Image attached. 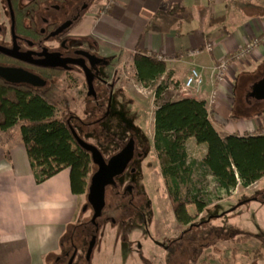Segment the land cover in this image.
<instances>
[{"label":"crops","instance_id":"crops-1","mask_svg":"<svg viewBox=\"0 0 264 264\" xmlns=\"http://www.w3.org/2000/svg\"><path fill=\"white\" fill-rule=\"evenodd\" d=\"M87 3L77 30L80 36L106 54L163 56L169 59L172 80L177 77L174 70L186 73V78L187 67L195 63L205 85L199 96L188 97L208 104L218 88L215 116L227 120L222 132L213 121L218 132H264V117L233 115L237 95L247 97L256 87L259 91L264 81V0H117L109 10L105 0ZM256 40L246 58L232 59ZM208 43L213 51L192 60L182 56ZM223 59L230 61L228 75L216 83L214 68ZM237 86L242 92H236ZM79 199L72 192L69 169L37 184L20 136L10 140L0 134V264H54L63 239L75 227Z\"/></svg>","mask_w":264,"mask_h":264},{"label":"rangeland","instance_id":"rangeland-1","mask_svg":"<svg viewBox=\"0 0 264 264\" xmlns=\"http://www.w3.org/2000/svg\"><path fill=\"white\" fill-rule=\"evenodd\" d=\"M117 56V54L114 55L116 60L106 70V80L109 82L113 81L115 84L113 99L116 112L114 116L108 118L100 129L96 126H83L77 132L83 140L95 145L98 149L104 151L105 154L109 153L104 146L107 143L104 140L105 137L108 136L111 139L108 134L121 136L127 133L128 130H133L140 142H143L142 137L145 138L149 144L150 151L145 160L141 177L135 183L140 190V195L137 196L136 200L141 202L136 203V206L137 209L143 211L145 223L143 227L135 221L139 218L136 215L137 213L123 216L124 209H122L121 204L118 206L117 203H114L112 197L108 198L109 210L104 214V217L100 216L101 220L99 221L100 226L95 250L90 259H87V251L84 248L91 241L92 235L96 231L90 224L93 209L88 203V195L80 197L75 226L77 228L76 231H80L79 233L82 235L80 239L82 250L79 252L74 264H119L123 254V243L146 241L149 244L147 241L148 236L144 229L148 228L153 237L159 242L173 238L183 230L174 215V208L169 197V188L162 173L158 154L154 148V117L160 105L176 101L182 97H188L181 91L186 73L180 75V71L174 70L177 73V77L169 82L168 87L158 97L157 89L161 84L163 86L165 80L150 81L148 84H144L136 76V68L131 61V54L122 53L119 59ZM194 65L195 63L191 62L190 68L188 66L187 70H190ZM114 76L115 78L119 77L117 82H114ZM75 77L78 81L76 83L73 82L74 85H70V88H67L68 84L71 83L68 79H60L59 81H54L53 84L60 90L64 89L67 91L66 98L74 101L73 104H70V109L75 112L81 121H93L95 117L101 116V113H97L94 118L85 114V108L89 107L91 103L90 97L87 95V84L82 74L77 73ZM238 86L236 92H242ZM95 88L101 95L102 85L99 81L96 83ZM263 94L257 95L255 93L257 96L247 95V97L238 94L233 106V115L243 119L251 116L255 118L264 117ZM216 106L217 102L214 105L207 104L208 109L212 113V120L222 132L225 128L222 122L226 123L227 120L219 119V117L215 116ZM119 110L121 112H118ZM66 111L67 108L58 109L57 115L65 117ZM65 118H69L68 115ZM76 123L75 121L72 124ZM88 133L90 135H87ZM91 134H96V137L91 136ZM97 135L101 136V139ZM221 135L223 136L224 133ZM187 147L191 159L200 162L205 156V148L197 145L192 140L187 144ZM96 170L97 168L90 172V180ZM126 180L127 178H123L122 181L126 182ZM194 186L198 189V194L191 191ZM183 195L188 199L187 210L192 217L191 232L185 237L190 251L191 264H264V259L260 261L253 258L254 250L264 243V179L259 180L248 188L239 186L230 195H226L218 193L212 178H202L197 173L193 185L183 188ZM116 201L119 203V199ZM198 204H206L203 214L198 211ZM151 210L155 213L153 217ZM209 220L211 221L208 222ZM124 221L129 222L125 223ZM67 244L68 240H65V249L62 251L63 248H61L58 255L64 259L62 264H67L68 261L64 258V253L68 250ZM203 245L204 247L200 251ZM135 251L133 247L130 250L132 252V255L128 258L130 263L136 259ZM198 253L199 255L197 256ZM157 254L159 263H164L165 252L159 248ZM58 256L55 257L54 264H61V262H57ZM174 264L179 263L174 262ZM185 264L187 263L185 262Z\"/></svg>","mask_w":264,"mask_h":264},{"label":"trees","instance_id":"trees-1","mask_svg":"<svg viewBox=\"0 0 264 264\" xmlns=\"http://www.w3.org/2000/svg\"><path fill=\"white\" fill-rule=\"evenodd\" d=\"M44 1L48 0L32 1L33 13ZM131 61L138 80L144 84L165 80L157 89L159 97L172 80L167 64L142 53L131 55ZM54 77L63 78L64 73L49 71L46 75L48 80ZM66 92L51 82L35 87L9 85L0 80V134L13 140L19 133L37 184L69 169L72 192L80 198L88 194L89 175L96 166L90 152L74 137L65 118L67 114L65 117L57 115L58 109L74 103L73 99L66 98ZM154 119V148L179 223L192 222L191 216L183 219L189 205L183 188L193 185L197 173L202 178H212L218 193L226 195L239 186L248 188L264 178V132L222 136L213 123L207 103L193 97L160 105ZM191 140L206 148L200 162L190 158L187 144ZM191 191L199 193L196 186ZM205 207L206 204H198V211L201 213ZM73 231L66 235L62 245L72 238Z\"/></svg>","mask_w":264,"mask_h":264},{"label":"flooded vegetation","instance_id":"flooded-vegetation-1","mask_svg":"<svg viewBox=\"0 0 264 264\" xmlns=\"http://www.w3.org/2000/svg\"><path fill=\"white\" fill-rule=\"evenodd\" d=\"M32 1L0 0V80L9 85L26 84L15 83L4 76L11 71H17L29 73L43 79L46 82L45 86L50 82L54 83V81H59L60 79H68L71 82L68 85H74L78 81L75 74L80 73L84 76L87 84V76L84 70V66H86L91 73L94 88L99 81L102 85V92L100 95L95 88L96 96H89L91 103L89 107L85 108L84 112L88 116L91 115L92 118L97 116V113H101V116L95 117L90 122L81 121L75 112L70 109V105H67L65 114L69 117L67 121L70 125L75 121L77 122L74 126L78 131L83 126H96L100 129L104 122L114 116L116 112L114 110L113 99L115 84L113 81L109 82L106 80V70L116 60V57H114L115 54L107 55L90 38H84L77 32L83 16L87 13L85 12L88 6L87 2H94L95 0H48L41 3L35 13L32 11ZM121 54H117L118 59L121 58ZM49 71L63 72L64 77H54L48 80L46 79V75ZM118 79L119 77L115 78L114 82H117ZM260 88L259 91L257 90L258 87L254 88L250 95L257 96L259 92L262 95L264 93V81L260 85ZM88 92L87 84V95ZM118 112L121 111L119 110ZM87 135H90V133ZM108 135L111 136V139L106 136L104 140L107 143L104 146L105 150H108L109 153L105 154L104 151L99 149L109 168L108 185L106 187V205L101 217H104V214L108 212V198L112 197L114 203H117L118 206L121 204L122 209H124L123 216H127L130 213H137L136 215L139 218L135 221L144 227V213L137 209L136 206V203L141 202L136 200L137 196L140 195V190L135 183L141 177L145 160L150 151L149 144L144 137H142L143 142H140L137 134L133 130H128L127 133L121 136L116 134ZM91 136L96 137V134H91ZM97 137L101 139V136L97 135ZM121 153H125L124 158L118 161L115 167L113 165L110 166L111 160ZM95 166L98 170V166L96 164ZM123 178H127L126 182L122 181ZM117 199H119V203L116 201ZM173 212L176 216L175 210ZM151 214L153 217L155 214L153 210H151ZM218 216L220 215L218 214ZM101 217H98L93 222L92 216L90 220V224L95 228L96 233L92 235L91 241L84 248L87 254L92 241L96 240L95 245L97 243ZM189 217V213L183 215V219L185 220L189 219ZM124 222L128 223L129 221ZM131 224L133 223L131 222ZM179 225L183 227L181 233L163 242L156 240L148 228L144 229L148 236L147 241L149 244L146 241H129L123 243V254L119 264H160L157 254L159 248L166 254L165 262L161 264H174V262L191 264L190 251L185 237L191 232L192 223H179ZM76 230L77 228L75 226L72 238L68 239V250L64 253V258L68 260L67 264L73 256L75 263L79 252L82 250L80 246L82 235H80V231ZM263 245L264 243L253 252V258H256V260L262 261L264 259ZM132 247L136 250V259L130 263L128 258L132 255V252H130ZM203 247L204 245L201 246L200 251ZM62 248L63 251L65 248ZM94 250L95 246L91 255ZM63 260L61 256H58L57 262H61L62 264Z\"/></svg>","mask_w":264,"mask_h":264},{"label":"water","instance_id":"water-1","mask_svg":"<svg viewBox=\"0 0 264 264\" xmlns=\"http://www.w3.org/2000/svg\"><path fill=\"white\" fill-rule=\"evenodd\" d=\"M84 70L87 76V84L89 89L88 96H96V91L94 88L91 73L86 66H84ZM4 76L8 77V79H10L15 83H26L35 87L46 85V82L43 79L25 72L23 73V72L11 71L9 73H6V75ZM70 128L79 145L90 152V154L92 155L93 162L98 166V170L91 177L90 186L88 190V203L93 208L94 215L92 221L95 222L96 219L101 216L106 205V187L108 185L109 168L105 162L102 152L95 145H92L86 142L85 140H83L72 125H70ZM124 154L125 153H121L120 155L114 157V159H112L110 162V166L113 165L115 167L118 161H121V159L124 158ZM95 242L96 240H93L90 245L87 254V259L91 257V253L95 246ZM73 263H74V256L70 259L68 264H73Z\"/></svg>","mask_w":264,"mask_h":264},{"label":"built area","instance_id":"built-area-1","mask_svg":"<svg viewBox=\"0 0 264 264\" xmlns=\"http://www.w3.org/2000/svg\"><path fill=\"white\" fill-rule=\"evenodd\" d=\"M117 0H106L105 2V9L109 10L116 5ZM264 41V36L263 39ZM259 43V40H256L254 43L249 44L246 48H243L236 54L232 56V59L234 60H243L246 58L257 46ZM213 51V45L212 44H206L204 49H192L187 52H185L182 56L189 59H194L195 57H198L203 52H211ZM156 59L167 62V58L163 56H156ZM230 67V61L227 59L221 60L214 68V77L216 83H222L226 79L228 75V70ZM205 85V79L204 74L202 70H200L196 65L192 66V68L189 70V73L187 77L185 78L182 86L181 91L184 92L187 96H198L202 93L203 87ZM218 88H214L211 92L210 98L208 103L210 105H214L218 100Z\"/></svg>","mask_w":264,"mask_h":264}]
</instances>
